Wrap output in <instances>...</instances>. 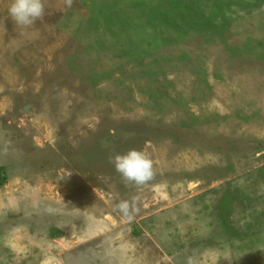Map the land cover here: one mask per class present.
Returning <instances> with one entry per match:
<instances>
[{
  "label": "rangeland",
  "instance_id": "obj_1",
  "mask_svg": "<svg viewBox=\"0 0 264 264\" xmlns=\"http://www.w3.org/2000/svg\"><path fill=\"white\" fill-rule=\"evenodd\" d=\"M11 3L0 264H264V0H45L30 28Z\"/></svg>",
  "mask_w": 264,
  "mask_h": 264
},
{
  "label": "clouds",
  "instance_id": "obj_2",
  "mask_svg": "<svg viewBox=\"0 0 264 264\" xmlns=\"http://www.w3.org/2000/svg\"><path fill=\"white\" fill-rule=\"evenodd\" d=\"M71 6V0H67ZM45 0H12L9 13L12 20L23 28H30L45 16ZM115 170L125 182L143 186L149 183L155 175L154 164L149 155L137 149L116 154L111 158ZM121 208L126 210L127 205Z\"/></svg>",
  "mask_w": 264,
  "mask_h": 264
},
{
  "label": "trees",
  "instance_id": "obj_3",
  "mask_svg": "<svg viewBox=\"0 0 264 264\" xmlns=\"http://www.w3.org/2000/svg\"><path fill=\"white\" fill-rule=\"evenodd\" d=\"M5 184V179L0 176V188ZM52 234V233H51Z\"/></svg>",
  "mask_w": 264,
  "mask_h": 264
}]
</instances>
